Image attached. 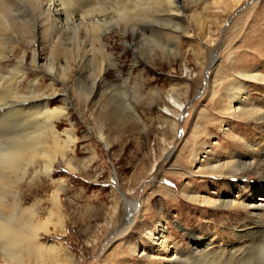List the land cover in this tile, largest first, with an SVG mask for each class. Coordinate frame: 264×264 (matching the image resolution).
<instances>
[{"label":"rangeland","instance_id":"rangeland-1","mask_svg":"<svg viewBox=\"0 0 264 264\" xmlns=\"http://www.w3.org/2000/svg\"><path fill=\"white\" fill-rule=\"evenodd\" d=\"M39 2L6 4L14 17L5 11L6 24L0 23V107L34 96L26 79L35 75V53L43 65L38 97L21 110L36 113L44 106L41 97L51 109L63 108L56 132L60 143L74 141L71 166L57 152L48 177L44 156L34 155L21 179L12 170L7 188L24 193L23 207L37 208L41 241L59 245L58 263L171 264L167 258L176 250L182 259L209 243L221 253L246 251L249 237L264 235V210L254 204L264 200V172L257 162L232 170L236 159L264 153V121L230 115L222 92L242 81L243 106L256 102L264 112V84L240 77L264 74V0H178L184 7L175 20L161 19L167 4L153 0L132 22L128 14L108 21L104 48L87 35L85 19L76 28L52 29ZM114 2L105 0V14ZM39 22L46 29L39 31ZM48 64L58 72L51 82L43 72ZM20 69L25 78L15 87ZM3 114L8 135L27 125L20 114ZM213 158L224 163L220 173L207 169ZM236 196L250 207L209 202ZM161 233L156 243L148 238ZM0 264L12 263L0 255Z\"/></svg>","mask_w":264,"mask_h":264},{"label":"bare ground","instance_id":"bare-ground-1","mask_svg":"<svg viewBox=\"0 0 264 264\" xmlns=\"http://www.w3.org/2000/svg\"><path fill=\"white\" fill-rule=\"evenodd\" d=\"M163 1L167 4V7L163 9L164 11L162 10L158 12L159 13L158 16L161 19L177 18L180 12L182 11L181 8L184 6L178 3V0H163ZM8 2H10V0H0V23L2 24H6V22L3 21L4 18L3 15H5V11L7 10L6 4ZM14 2L13 4L17 3ZM40 2H41L40 11L43 14L41 15L43 16L44 22L48 24V26L52 27V29L54 27L55 30H57L58 32L61 30L63 31V29H65L66 27L67 29L73 26H75L76 28V26L77 25L79 26V23H82L83 19H85L83 25L85 27L84 30L86 29L85 31L87 35H89L91 39L97 41L99 45L104 48L105 42L103 41L104 39L103 36L109 28L107 24L108 21H111V19L116 21L117 19H121L126 14H128L131 15L130 17L132 22L135 19L134 15L136 14V10L138 8L140 9L142 7L141 5L150 6L153 3V0H115V2L112 0L114 4H111L110 7H112L111 9L113 12L110 15L108 14V12L107 14H105L104 4H106V6L108 5L107 4L108 2L105 3V0H40ZM38 4L35 3V5ZM9 7L11 8L14 6H9ZM24 10L25 9H23V11ZM106 11L108 10L106 9ZM16 12L18 11H15V14ZM24 12L27 15L26 11ZM35 12H37V10ZM7 14H11V13L7 12ZM6 16L4 18L5 20H6ZM17 16L19 17V14L16 15V18ZM10 17L13 18L14 15L11 14ZM10 17L9 19L13 20ZM126 17L127 16H125V18ZM9 19L7 18V20ZM23 19L21 21H23ZM42 21L43 20H41V22ZM11 22L12 24L15 25V23H13L14 21ZM24 23H28V22H23V24ZM12 24L10 25L12 26ZM23 24L21 23V26H23ZM43 24L39 22V24L36 25L40 29L39 31H41L43 27L44 28L46 27L43 26ZM18 25L20 26V24ZM149 25H153V24H149ZM50 27L47 28H49L50 30L51 29ZM17 28L19 29V27ZM152 29L154 28L152 27ZM21 30L22 29L20 27V31ZM99 50H101V48ZM37 55L39 56L38 58H40V54ZM36 58L37 56L34 53L32 61H34L36 64L35 67L36 70L34 72L35 75L32 78L26 79L28 81L27 86L29 87L31 94L34 96L29 98H21L17 100L15 103L12 104L7 103L5 107H0V112L4 113L3 115L7 114L8 112H12V114L13 113L18 115L20 114L21 118L25 117V120L27 121V125L24 126L23 128L21 127L22 129L18 130V132H15V134L13 135L12 134L10 135V133L9 135L7 134L9 132L8 128L10 127L8 126L9 125L8 123L7 126L5 125V128H2V125H0V128L4 129V130L0 129V131H3L2 134L3 133L5 134V136H3L0 133L1 134L0 136V255H2L4 260L7 259L12 264H27L28 263L27 261H32L36 264H59L58 263L59 245H57L54 241H51L49 243L41 241V237H40L41 235L38 229L42 227L41 224L42 221H40V219L38 218L39 215L36 210L37 208L35 209L34 205L30 207H23L21 204V200L25 196L24 193L20 194L19 189L14 192L8 190L7 178L8 177L10 178V173L13 172L12 170H16V172L20 173L21 175L20 179H21V177L24 176L25 173H27L26 166L34 165L33 164L34 155L44 156V159L42 157L40 158L43 159V168H44L43 171L48 177L52 171L53 159L55 153L57 152H59L60 159L66 164V166L68 167L71 166V162H70L71 160L69 159L70 158L69 156L72 153L71 146L74 142L73 140L70 141L68 140L65 142L61 141L62 143L59 142L60 138H59V134H57L56 132V126H57L56 121L59 120L61 116H65L66 114L62 107H56L51 109L49 106L50 103H48L49 98L48 99L47 97L37 98V101L43 102L44 106L37 109L36 113L33 112L31 113V111H29L28 109H27L28 110L27 113L21 110L23 107L27 105V103L33 100L31 98L38 97V95H35V91H34L36 89L35 84L38 82V77L36 75L40 72V69L42 70L43 65L40 66L39 64H37ZM2 60H7V57L3 56ZM53 66L54 64L53 65L48 64V67L46 66V70L43 71L50 78V82L56 79L55 72L56 74L58 73L57 70L55 71V68ZM14 69H16V67ZM19 71H21V69ZM12 72H14V70ZM8 73L11 74L10 72ZM0 74L2 75V73ZM15 75H17L16 76L17 79H15L14 81V85L16 87V83H18V81L23 80L25 78V72L24 71H21L20 73L17 72V74ZM240 77H242L243 80H252L253 82H259L261 84H264V74L258 73L257 71L241 73ZM9 80L10 79H8V81ZM6 85L8 86L9 84ZM12 90L13 89H11V91ZM246 91L247 90L244 87L242 81L228 83V85L223 88L222 92L224 95V100L228 106L226 108L228 109V113L230 115H235V114L236 116L243 115L245 117H249V118L252 117L253 119L264 121V112L260 113L261 111H258L259 108L258 103L252 102L251 104L249 103V105L247 104L243 106V103L246 104L248 100V93ZM4 92L6 94V91ZM13 108L15 109L13 110ZM39 118L41 119L38 120ZM1 121L3 120L1 119L0 122ZM30 121H31V125L29 124ZM65 133H68V131H65ZM207 151H209L208 148L207 150L205 148V150H203L202 152H207ZM257 153H258L257 159L255 160L253 159L244 160L241 157L236 159L232 167V170H234L235 173L236 172L238 173V171L245 170L246 166L252 168L253 162H257L259 165V169H261L264 172V153L262 152V149L261 151H257ZM198 159L199 157L195 156L194 161H197ZM21 164L22 166H20ZM224 168H225L224 163L220 161H216L215 158H213V160L209 162V165L207 167L208 170H212V172L214 173H220L221 170ZM57 195H58V191L52 195L54 204L56 203L58 197ZM192 199H196V198H192ZM204 200L205 198L202 199V201ZM259 200L261 201L260 204L256 203L255 201L254 203L255 207L264 210V200L263 199H259ZM9 201H11V203L9 204L11 209L9 211L11 212L4 209V207L8 206ZM209 202L212 205L219 203V205L223 204L226 205L227 207L236 205L240 208H243L248 206V204L246 206L243 201L241 200L239 201L238 196H236L233 199H225V200L213 199V200H209ZM248 207H250V205ZM51 211L52 209L49 210V212ZM43 225L44 227H46L45 223H43ZM161 237H163L162 233L156 234V236L152 234L148 235V238H150V240H152L155 243ZM249 240H250V242L248 243L249 248L246 249V251L236 249V251L234 252L221 253V251L219 252L214 249L211 250L212 245L211 243H209V244H205V246L201 248L197 247L198 249L197 248L194 249L190 254V256H188L189 258L187 257L188 259H182L180 251L176 250L175 254H173L171 258H167V262L171 264H216V263L217 264H264V235L260 236L257 241L256 238H250V237ZM157 246L161 247L162 244L157 243ZM141 255H145V253L141 251L139 256ZM148 264H155V263L153 261H148Z\"/></svg>","mask_w":264,"mask_h":264}]
</instances>
